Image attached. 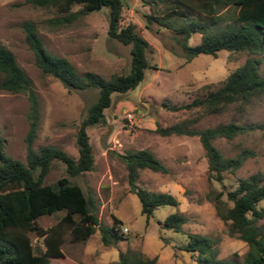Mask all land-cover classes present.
Returning a JSON list of instances; mask_svg holds the SVG:
<instances>
[{
    "label": "rangeland",
    "instance_id": "1",
    "mask_svg": "<svg viewBox=\"0 0 264 264\" xmlns=\"http://www.w3.org/2000/svg\"><path fill=\"white\" fill-rule=\"evenodd\" d=\"M122 1L126 6L122 23H134L135 30L147 41L146 56L151 67L144 68L142 78L134 87L110 94L111 101L103 108L102 121L86 125L93 155L92 168L68 177L93 198L99 222L110 224L114 215L120 220L119 226L125 225L127 231L115 243L104 245L97 228L83 241L73 240L64 229L60 244L64 258L80 264H106L116 259L119 249L128 246L155 256L157 264H195L193 255L182 248V244L186 232H196L216 238L218 257L231 258L240 264L246 243L227 234L223 221L215 214L212 202L204 198V193L210 187H232L237 177L256 170L264 179V127L242 131L231 138L213 139L226 156L242 148L251 151L234 172L223 173L221 182L206 178V158L196 135L159 134L155 127L192 112L190 108H167L163 101L167 104L186 102L191 95L202 93L204 84L219 81L246 56L257 58L258 71L263 73L264 48L258 53L219 49L215 56L198 52L185 60L179 34L154 20L146 23L144 14L164 13L163 4L149 0ZM79 6L75 3L71 10ZM57 16L53 7L23 0H0V43L12 51L38 98L39 122L32 145L52 144L76 157L77 125L96 98L97 89L67 88L56 77L41 72L20 23L24 19L32 21L45 48L52 54L66 57L78 72L90 70L105 78L128 70L129 44L107 36L106 6L70 22L60 23ZM198 40L199 33L192 32L186 42L193 44ZM26 110L24 92L0 88V134L4 138V151L20 160H24L25 154ZM229 120L239 124L264 121V92L252 97L242 108L230 106L219 113L202 115L192 125L204 127ZM141 147L151 150L168 170L142 168L137 183L149 190L169 192L178 201L176 205L156 206L147 218L140 213L137 195L128 190L125 168L119 156L126 149ZM62 174H65L63 164L53 158L43 180L51 183ZM198 196L200 200H196ZM176 210L184 216L182 229L160 226L159 221ZM58 214H42L35 220L38 225L47 227L55 222ZM28 236L33 245L43 246L41 236L33 231H28ZM63 262L66 261L63 259Z\"/></svg>",
    "mask_w": 264,
    "mask_h": 264
},
{
    "label": "trees",
    "instance_id": "2",
    "mask_svg": "<svg viewBox=\"0 0 264 264\" xmlns=\"http://www.w3.org/2000/svg\"><path fill=\"white\" fill-rule=\"evenodd\" d=\"M33 5L53 7L60 23L70 22L78 16L100 6L107 7L106 34L123 44H129V68L124 73H113L105 78L94 71L78 72L64 56L50 53L42 43L32 21L24 19L20 26L32 50L35 63L43 73L59 79L67 88L95 87L96 98L88 105L80 119L75 140L77 156L52 144L33 146L39 122L38 98L30 78L16 62L10 49L0 43V88L9 92H24L27 99V128L24 160L4 151V138L0 134V264H80L64 258L60 248L62 232L66 229L73 240H85L95 228L102 244L109 245L124 237L120 220L112 216L110 224L98 221L93 198L68 176L92 168L93 155L85 131L86 125L103 120V108L111 101L113 91L124 92L142 78L143 70L151 67L146 51L148 43L135 30L132 22L122 23L126 6L122 0H23ZM161 3L164 13L144 14L146 23L154 20L158 25L171 28L180 35L185 60L198 52L215 56L219 49L229 52L258 53L264 48V0H149ZM80 4L71 10L73 4ZM192 32L199 40L186 42ZM257 58L245 59L229 70L219 81L204 84L202 93H196L184 103L162 104L170 109L190 108L188 116L156 126L159 134L196 135L206 158V178L221 182L224 172H234L245 156L246 148L232 156L221 153L213 143L216 137L231 138L236 133L263 128L264 121L239 124L234 121L217 122L195 127L193 122L205 114L219 113L234 106L242 108L252 97L264 92V72L257 68ZM125 168L128 190L134 192L140 203V213L147 218L160 204H177L169 192L149 190L137 183L139 170L166 172L167 166L148 148L126 149L119 153ZM59 160L65 174L48 183L43 176L51 159ZM223 185V184H222ZM204 198L212 202L215 214L223 221L228 235L243 240L247 247L240 264H264V179L259 170L237 177L229 188L210 187ZM201 197H196L200 200ZM55 222L47 227L36 223L42 214H55ZM184 216L178 210L167 213L160 221L162 227L181 230ZM28 231L42 237L43 246L31 243ZM182 248L191 252L195 264H238L231 258L218 257L216 238L186 232ZM64 261L66 262H63ZM106 264H157L155 256L138 248L119 249L116 259Z\"/></svg>",
    "mask_w": 264,
    "mask_h": 264
},
{
    "label": "built area",
    "instance_id": "3",
    "mask_svg": "<svg viewBox=\"0 0 264 264\" xmlns=\"http://www.w3.org/2000/svg\"><path fill=\"white\" fill-rule=\"evenodd\" d=\"M127 115L130 116L129 113H127ZM120 229H121L122 232H126L127 231V227L125 225H121Z\"/></svg>",
    "mask_w": 264,
    "mask_h": 264
}]
</instances>
